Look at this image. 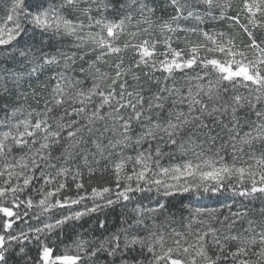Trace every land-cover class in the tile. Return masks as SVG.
Instances as JSON below:
<instances>
[{
  "label": "snow or ice",
  "instance_id": "1",
  "mask_svg": "<svg viewBox=\"0 0 264 264\" xmlns=\"http://www.w3.org/2000/svg\"><path fill=\"white\" fill-rule=\"evenodd\" d=\"M0 264H264V0H0Z\"/></svg>",
  "mask_w": 264,
  "mask_h": 264
},
{
  "label": "rangeland",
  "instance_id": "2",
  "mask_svg": "<svg viewBox=\"0 0 264 264\" xmlns=\"http://www.w3.org/2000/svg\"><path fill=\"white\" fill-rule=\"evenodd\" d=\"M215 26L217 28H219L222 25L220 23H215ZM223 27L225 28V30H227L226 25H223ZM181 36H183V34H181ZM180 46L182 47L183 45L181 44ZM24 87H25V89H27V85H25ZM97 177L99 178V175H97ZM74 191L75 190H73V192ZM89 191H90V189H89ZM176 199L177 200H183L184 203H188L189 201H191L193 207H195V206L219 207V205L221 203H225V204L233 203V198H232L230 193H224V195H217V196H211V197L203 196V197H200V198H197L194 195L185 194L183 197H177ZM88 203H89V205L91 204L90 201ZM143 203L144 204H148V201L144 200ZM224 211H227V210L225 209ZM184 214L187 215V212L185 211ZM93 215H95V214H93ZM86 218H91V217H85L82 220H84ZM30 223L34 224L35 221H30Z\"/></svg>",
  "mask_w": 264,
  "mask_h": 264
},
{
  "label": "trees",
  "instance_id": "3",
  "mask_svg": "<svg viewBox=\"0 0 264 264\" xmlns=\"http://www.w3.org/2000/svg\"><path fill=\"white\" fill-rule=\"evenodd\" d=\"M98 175V174H97ZM96 179H99L98 177H96ZM85 181L87 182V175L85 174ZM107 212V215H108V219H109V225L108 227L111 229V228H114L117 224H119V212H120V209L119 207H117L114 211L113 210H106ZM97 216H100L101 219L104 218L103 215L101 214H95V215H92L91 218H86L84 220H82L80 222V224L83 225V228H80V229H77L78 231H83L84 229H87L89 228V226H97L95 224V220H96V217ZM66 235L68 237H71L73 235L72 231L71 230H67L66 231ZM62 247V246H60Z\"/></svg>",
  "mask_w": 264,
  "mask_h": 264
}]
</instances>
